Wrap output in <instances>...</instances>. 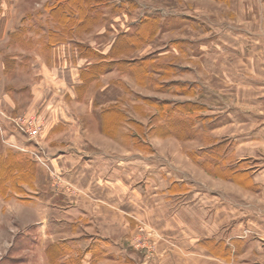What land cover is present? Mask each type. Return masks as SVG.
I'll return each mask as SVG.
<instances>
[{
	"label": "rangeland",
	"instance_id": "374dc122",
	"mask_svg": "<svg viewBox=\"0 0 264 264\" xmlns=\"http://www.w3.org/2000/svg\"><path fill=\"white\" fill-rule=\"evenodd\" d=\"M58 1L0 0V264H54L46 233L79 238L59 241L58 264L194 258L182 252L199 246L200 197L247 163L232 149H264V0H73L67 13ZM100 133L129 213L109 252L96 227L40 205L35 182L13 192L5 171L12 151L37 176L47 150Z\"/></svg>",
	"mask_w": 264,
	"mask_h": 264
},
{
	"label": "crops",
	"instance_id": "0c3cea01",
	"mask_svg": "<svg viewBox=\"0 0 264 264\" xmlns=\"http://www.w3.org/2000/svg\"><path fill=\"white\" fill-rule=\"evenodd\" d=\"M95 140L104 144L106 141L111 142L110 137L100 133L93 139L86 136L81 143L67 146V149L47 150L49 160L43 167L39 166L34 180L35 198L43 201L39 204L47 208L55 206L56 213H65L69 207L73 218H77V221L85 220L88 226L97 228L90 239H99V246H102L100 248L109 252L106 248H109L115 238L112 228L116 224L120 227L127 225L128 204L121 196V189L126 191V179L120 173L119 177L116 173L113 175L109 166L112 159L110 151L105 149L106 144L96 145ZM252 141L258 142L259 138ZM251 147L253 146L250 144L249 148ZM243 160L247 163L239 169L233 167L231 178H217L219 183L215 192H212V199L200 197L199 246L185 247L182 252L197 256H185L182 261L177 259L179 261L172 264H264V149L248 150L247 153L232 149V162ZM51 173L57 175L62 183L58 191L50 193ZM241 175L246 179L238 180ZM68 189L82 190L83 193L70 196ZM62 215L64 214L56 217V222L65 221ZM44 216L43 220L47 222L50 218L47 209ZM255 225L259 228L258 237L250 236L255 232L252 228ZM75 227L79 229L76 224ZM245 229H249L250 233L242 236L241 230ZM55 235L57 239L51 240L54 238L53 234H44L43 246L60 240L79 242V238L74 235ZM253 238L256 240L253 241ZM240 241L243 242L242 245ZM44 248L45 246L43 250ZM166 260L167 258L162 256L159 264H164Z\"/></svg>",
	"mask_w": 264,
	"mask_h": 264
},
{
	"label": "trees",
	"instance_id": "16d2710c",
	"mask_svg": "<svg viewBox=\"0 0 264 264\" xmlns=\"http://www.w3.org/2000/svg\"><path fill=\"white\" fill-rule=\"evenodd\" d=\"M73 0H59L57 2V9H61L63 11V13H67L70 12V8H73ZM80 5L82 4L84 6L85 2H79ZM68 6V7H67ZM85 11L83 10V13ZM154 24V20H152V24ZM52 42H56L55 40L52 39ZM93 55L95 56L96 53L93 52ZM93 56V57H94ZM96 66H94L93 71H96ZM103 124L105 125V122H103ZM104 132L106 133V131L104 130ZM8 157L5 160V163L7 164L6 166V172L8 174H10V176L14 177L15 182H14V187H13V192H20L21 189L18 185L19 182L22 183H27L29 184V186L33 187V183L35 180V176H36V167L35 164L32 160H30L28 158V156H24V155H20V154H16L14 152H9V154L7 155ZM21 156V157H19ZM23 157V158H22ZM221 174V173H218ZM223 176V174H222ZM12 181H14L13 179H11ZM18 185V186H17ZM52 249L53 251H55V255L56 257L52 259L54 264H58L59 262V258L64 255L63 249L68 248L67 245H65L64 242H56L54 244H52ZM52 254V253H51ZM61 255V256H60Z\"/></svg>",
	"mask_w": 264,
	"mask_h": 264
}]
</instances>
